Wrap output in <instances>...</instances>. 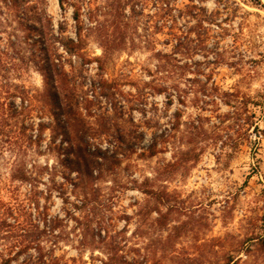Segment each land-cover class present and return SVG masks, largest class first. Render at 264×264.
<instances>
[{"label":"rangeland","instance_id":"rangeland-1","mask_svg":"<svg viewBox=\"0 0 264 264\" xmlns=\"http://www.w3.org/2000/svg\"><path fill=\"white\" fill-rule=\"evenodd\" d=\"M20 3L0 0V264H264V0ZM23 87L61 108L18 122Z\"/></svg>","mask_w":264,"mask_h":264},{"label":"trees","instance_id":"trees-1","mask_svg":"<svg viewBox=\"0 0 264 264\" xmlns=\"http://www.w3.org/2000/svg\"><path fill=\"white\" fill-rule=\"evenodd\" d=\"M3 1L8 8L13 9V10H20V5H21L20 0H3ZM61 4L63 5V0H61ZM68 47L69 48L67 49V51L74 53L75 47L74 46H68ZM58 65L60 66V64L52 62L50 65L47 64L45 66H42V68H40L39 65H37V67H39L38 70H41V71H42V69L45 70V73H47V79H51V78L55 77L56 75L61 74V69L57 67ZM107 84H108L107 80H105L103 78L100 79L98 82H96L94 84L95 91L99 90V91L103 92V90L107 89ZM20 90L21 91L19 93H21V104L16 105L15 102H13V101H9L7 104V106L9 107V113H10L11 117H14V118L17 117L18 122H19L21 117L25 118V117L29 116L31 111H33L34 108L37 107L36 101H38L39 103H42L41 106L40 105L38 106L41 111H43V109H45V108H48V106L51 105V103H53L54 105L56 104L55 107L57 109L61 108V106L58 103L60 100L59 91H56V94L54 96L50 95V92L48 91L45 100H43V99L38 100L35 97V95L30 94V92L26 88L23 87ZM12 96H15V94H13ZM86 101L88 102L89 100H86ZM5 105H6V103H5ZM0 107L2 108V110H0V113H4V109L6 110V108H4L1 105H0ZM57 115H59V114H57ZM0 116H1V114H0ZM24 120L25 119L22 120V123L24 122ZM23 128H26V130H27V127H25V125H23V127H18L19 131L18 130L16 131L17 132L16 138H15V144L16 145H20V144L27 142L29 140L31 142L33 141L32 136H30V137L28 136L29 137L28 140L26 139L27 133L25 132V129L23 130ZM57 128L61 131V120L60 119H57ZM153 148H154V146H153ZM153 148H151V149L153 150ZM152 150H151V154L154 155L156 152L154 150L153 151ZM79 157L80 158L83 157L82 152H80ZM103 159H105L106 161L107 160H113L114 161L113 166L115 164L118 165L121 162V159L118 158L115 154L111 155V156L106 154V156ZM97 163L99 164V162H97ZM90 165L91 164H89V163L85 164V170L87 169V171H85V172H87L90 175V177H92L93 170L96 168L95 167L89 168ZM83 173L84 172H82V174ZM17 177H19L25 181H28L29 179L36 180L34 178V176L29 173V170L20 171L19 174H17ZM104 264H117V263H114L111 261V262H104Z\"/></svg>","mask_w":264,"mask_h":264}]
</instances>
